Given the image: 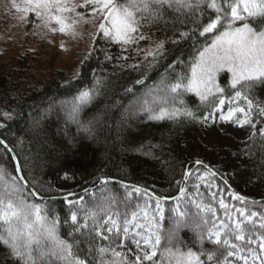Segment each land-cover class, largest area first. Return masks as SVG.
Returning <instances> with one entry per match:
<instances>
[{
  "label": "snow or ice",
  "instance_id": "snow-or-ice-1",
  "mask_svg": "<svg viewBox=\"0 0 264 264\" xmlns=\"http://www.w3.org/2000/svg\"><path fill=\"white\" fill-rule=\"evenodd\" d=\"M20 24L33 25V35L46 38L49 34H66L83 38L82 25L93 29L88 35L93 47L85 57L100 51L104 60L111 62L113 56L105 49H96L97 37L120 46V67L141 72L132 87L125 88L133 101L122 115L117 127H131V121L143 115L154 122L182 121L206 123L219 119L241 128L250 127L251 133L244 154L264 167V0H11V9ZM31 17V19H29ZM187 29V30H185ZM155 32L164 39H154ZM170 33V35H169ZM197 37L207 42L196 48L195 55L183 59L177 55L173 61L162 64L169 53L168 45L181 41L197 43ZM52 41L49 40V43ZM147 42V47H141ZM60 47L65 45L61 42ZM66 50V49H65ZM129 51L141 57L139 62L127 64ZM158 79L145 84L153 70ZM230 76L221 82V74ZM79 77V72L74 78ZM106 77L93 73L92 87L78 89L70 99H55L43 108L32 105L28 112L32 132L40 137L44 121L62 112L65 124H75L77 131L95 137L97 132L108 131L101 114L87 120L81 116L86 108L103 95ZM135 85L144 86L138 93ZM198 97V108L208 109V114L198 116L189 107L186 97ZM13 99H17L13 96ZM116 101L114 107L119 105ZM225 104L228 105L225 112ZM19 115L15 110H0V119L10 121ZM97 125H100L97 128ZM259 125V128H258ZM0 122V129L6 128ZM259 141V142H258ZM23 142L22 140L20 141ZM0 147L15 161V175L0 165V248L5 250L3 262L10 264H264V209L250 210L247 198L235 192L229 193L245 206L236 207L216 201L223 213L213 203L202 199H188L195 211L181 209L179 204L164 223L161 203L166 197L155 196L147 189L120 182L124 191L108 188L110 180L101 179L98 191L91 193L89 201L69 191L63 200L68 212L61 221L54 207L36 203L44 198L42 182L29 171L22 170L20 160L5 139ZM141 145L137 151H143ZM161 144H152L146 155ZM27 160V157H25ZM200 160L197 165L202 164ZM207 167V166H205ZM208 174L217 175L208 168ZM192 172L184 173V181ZM27 177H31L30 179ZM67 179V173L65 174ZM202 180L203 177H197ZM227 185V180H224ZM180 197H185L186 187L177 181ZM208 186V185H206ZM199 188V185H194ZM141 194L148 196L140 203ZM196 195H200L197 191ZM180 197H174L180 200ZM55 200L54 196L48 197ZM155 200V206L150 203ZM255 204L256 201H251ZM61 223L67 226L65 236L60 233ZM195 233L191 241L181 237V232ZM67 237V238H65ZM199 245L197 250H193Z\"/></svg>",
  "mask_w": 264,
  "mask_h": 264
},
{
  "label": "trees",
  "instance_id": "trees-1",
  "mask_svg": "<svg viewBox=\"0 0 264 264\" xmlns=\"http://www.w3.org/2000/svg\"><path fill=\"white\" fill-rule=\"evenodd\" d=\"M154 37L165 38L160 32H155ZM206 42V37H197L195 46L191 40L181 41L179 45H168L169 53L162 64L173 61L177 55L190 60L195 55L196 48ZM95 48L105 49L113 56V60L106 61L102 52L94 51L92 57L83 62L79 77L68 84L53 79L47 80L40 87L35 86L20 79L21 74L14 70V67L0 60V110H15L19 113L10 121L0 119V122L7 124L6 128L0 129V138L5 139L13 148L16 158L20 160L22 170L26 174L31 171L32 175L42 182L44 198H36V203L54 207L63 221L69 210L63 200L67 193L60 190L57 182L67 173V177L76 187L73 191L76 194L72 196L73 200L82 196L84 200L89 201L91 193H86L85 189L98 191L102 187L101 179H109L110 183L107 187L113 191L122 193L124 189L121 188L120 182H123L129 186L145 188L155 196L166 197L167 199L161 203L165 225L175 214L173 209L178 204L181 209L195 211L194 206L185 203L188 199L211 202L218 213L222 214L223 209H220L218 203L212 200L213 192L217 193V200L223 198L230 206H245L229 195L235 192L247 198L246 206L250 210L264 209V167L260 166L258 151L255 159H250L244 154L246 145L251 143L249 140L240 142L237 152L209 149L200 141L204 123L187 120L179 125L170 122H154L147 120L143 115L132 120L131 127L118 128L122 115H127L125 109L133 101L132 95H126L124 90L132 87L134 80L140 78L143 68L140 72L128 67L122 69L119 65L123 62L115 59L121 55V49L114 43L109 44L106 40L97 37ZM124 55L129 56L127 64L139 62L141 59H132L128 52ZM158 71H163V68L151 71L145 81L146 85L151 86L158 79ZM93 73L107 78L106 87L103 89V95L84 110L81 119L87 120L99 113L106 121L105 127L109 130L97 132L95 137L79 132L75 124H65L63 113L57 109L58 114L44 121L43 132L40 137H37L32 132L29 122L30 106L39 105L43 108L49 102V98L55 99L59 105L61 100L70 99L75 95L78 89L92 87ZM226 76L230 74H221L222 83ZM134 90L140 93L145 88L142 85H135ZM13 96L17 99H13ZM261 98H264V93H261ZM186 99L189 107L198 116L208 114V109L205 107H197L199 99L194 94H188ZM116 101L120 102L119 105L106 107L114 105ZM99 127L100 125H97V128ZM152 144H161L162 150L155 148L152 149V155L144 154L148 152ZM141 145H144L143 151H137L136 149H139ZM197 150H200L203 157V163L200 165L196 164ZM0 153H4L2 147H0ZM0 165L16 174L15 161L11 155L0 154ZM234 166L237 170L231 173L230 170ZM208 168L215 171L217 175L208 174ZM189 170L192 175L184 181V173ZM197 177H203V179L200 180ZM225 179L228 182L227 185L224 183ZM177 181H181V184L186 187L185 197H180L181 185H178ZM194 185H199V188H195ZM197 191L200 193L198 196ZM134 195L139 196L140 203L148 199V196ZM50 196L56 199L49 200ZM174 197H180V200ZM251 201L256 203L253 204ZM150 203L155 206L154 199ZM66 231L67 226L61 223V235L65 236ZM180 235L186 241H191L195 233L186 230ZM198 248L199 245H196L193 250ZM4 252L5 250L0 248V264H10V262L2 261Z\"/></svg>",
  "mask_w": 264,
  "mask_h": 264
},
{
  "label": "rangeland",
  "instance_id": "rangeland-1",
  "mask_svg": "<svg viewBox=\"0 0 264 264\" xmlns=\"http://www.w3.org/2000/svg\"><path fill=\"white\" fill-rule=\"evenodd\" d=\"M10 9L11 0H0L1 62L14 67L13 69L21 74L20 79L39 87L47 80L58 79L62 83L68 84L77 79L74 78L75 74L77 72L80 74L85 57L93 47V40L88 35L90 31H93L91 26L82 25L79 28L83 38L73 39L66 34L57 33L49 34L46 38L41 39L40 36L32 34L33 25L20 24ZM154 39L157 38L154 37ZM49 40L52 42L49 43ZM61 42L65 45L63 49L60 47ZM106 42L111 44L109 41ZM140 46L147 47L148 45L147 42H141ZM128 53L132 59L141 58L136 56L133 51ZM227 107L228 105L225 104V112ZM203 126L200 137L201 144L206 148L218 151L237 152L238 144L247 141L251 133L248 126L241 128L234 123L221 121L219 113L216 114L214 123L209 120ZM195 157L197 160H203L200 150L195 152ZM236 170L237 167L234 166L230 172L233 173ZM57 183L60 190L65 193L76 190L69 177L67 179L64 177Z\"/></svg>",
  "mask_w": 264,
  "mask_h": 264
}]
</instances>
